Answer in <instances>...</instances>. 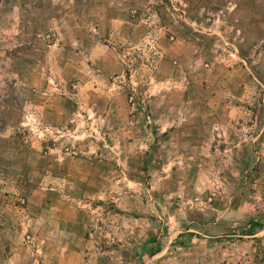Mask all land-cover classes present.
Instances as JSON below:
<instances>
[{
    "label": "rangeland",
    "instance_id": "rangeland-1",
    "mask_svg": "<svg viewBox=\"0 0 264 264\" xmlns=\"http://www.w3.org/2000/svg\"><path fill=\"white\" fill-rule=\"evenodd\" d=\"M18 1L0 0V243L22 264H264V0H113L103 50L90 28L60 64Z\"/></svg>",
    "mask_w": 264,
    "mask_h": 264
},
{
    "label": "crops",
    "instance_id": "crops-1",
    "mask_svg": "<svg viewBox=\"0 0 264 264\" xmlns=\"http://www.w3.org/2000/svg\"><path fill=\"white\" fill-rule=\"evenodd\" d=\"M124 1V0H122ZM121 1V2H122ZM18 5L15 6L16 10H25L27 7L34 5V13L28 17L23 16L22 22L24 26L26 23L33 22L36 25L35 32H50L52 35L49 44L47 45L48 56L55 59L59 57L62 60L59 64L68 63V58L71 51L70 45L80 41V37L84 40L86 35L91 36L89 33L92 28L94 31H98L97 36H94V44L92 49L98 51L103 50L104 43H102L104 36H101L100 26L106 23L105 16H102L104 9L110 4H115L116 9H121V3L113 0H19ZM139 0H133L130 6H138ZM197 4V1H194ZM97 11V14L93 12ZM22 12V11H21ZM24 12V11H23ZM23 14V13H22ZM21 14V17H22ZM109 24L113 28L119 31L120 26L123 24V20L120 16H116L110 19ZM79 30L82 35H76V31ZM72 42V44L68 43ZM72 51H77L83 56L90 57L92 55L91 50L77 48ZM82 73L90 74L91 70L87 65L79 66ZM99 71V70H98ZM42 74V73H41ZM27 251H29L30 245L25 244ZM10 243H5L4 240L0 243V264H22L17 261L19 256L14 252L12 254V247ZM24 249L23 247L14 248L16 250ZM33 248V247H32ZM37 258V257H35Z\"/></svg>",
    "mask_w": 264,
    "mask_h": 264
},
{
    "label": "trees",
    "instance_id": "trees-1",
    "mask_svg": "<svg viewBox=\"0 0 264 264\" xmlns=\"http://www.w3.org/2000/svg\"><path fill=\"white\" fill-rule=\"evenodd\" d=\"M159 251H160V248L157 247V248H155V249L152 251V253H157V252H159Z\"/></svg>",
    "mask_w": 264,
    "mask_h": 264
}]
</instances>
